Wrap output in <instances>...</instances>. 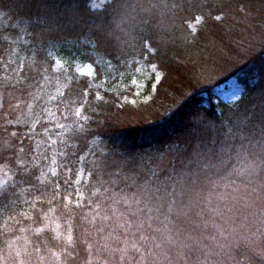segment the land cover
Returning a JSON list of instances; mask_svg holds the SVG:
<instances>
[{
    "label": "trees",
    "instance_id": "trees-1",
    "mask_svg": "<svg viewBox=\"0 0 264 264\" xmlns=\"http://www.w3.org/2000/svg\"><path fill=\"white\" fill-rule=\"evenodd\" d=\"M109 3L92 10L89 0H0V264L6 242L41 225L56 231L67 219L65 206L77 213L67 264H84L79 217L100 199L99 180L121 161L133 171L147 168L191 115L230 121L232 109L213 91L228 79L241 87L239 109L264 108V0H164L175 26L149 25L122 50L100 38L109 30ZM197 17L203 19L190 34L186 28ZM256 35L262 41L249 46ZM54 57L67 65L53 71ZM131 58L161 72L148 101L135 106L106 89L109 73L103 76L100 66L122 70ZM77 61L91 63L95 77L76 75ZM127 110L146 123L131 121ZM60 111L66 118L53 124Z\"/></svg>",
    "mask_w": 264,
    "mask_h": 264
},
{
    "label": "clouds",
    "instance_id": "clouds-1",
    "mask_svg": "<svg viewBox=\"0 0 264 264\" xmlns=\"http://www.w3.org/2000/svg\"><path fill=\"white\" fill-rule=\"evenodd\" d=\"M106 8L110 34L129 45L166 14L164 0ZM229 108L230 121L189 116L147 168L125 160L99 180L100 199L79 217L84 264H264V108ZM64 211L56 231L41 225L6 242L5 264H67L77 213Z\"/></svg>",
    "mask_w": 264,
    "mask_h": 264
},
{
    "label": "rangeland",
    "instance_id": "rangeland-1",
    "mask_svg": "<svg viewBox=\"0 0 264 264\" xmlns=\"http://www.w3.org/2000/svg\"><path fill=\"white\" fill-rule=\"evenodd\" d=\"M108 0H89V8L92 10H99L101 9ZM200 22V18H196L194 21L189 23L188 27L186 28L187 32L190 34H193L196 31V28ZM160 26H164L165 28H171L174 27V23L170 21L169 16L165 14L164 21L159 24ZM244 31L247 29L244 28ZM106 32L101 33V41L105 42L108 44V46L112 49H115V47L118 50H122L129 45L127 43H119L113 35L110 34V29L106 30ZM242 31L243 38L245 34ZM101 32V31H100ZM261 35V34H259ZM253 36L252 41H249V46L250 44H254L255 41L261 42L262 38L260 36ZM108 42V43H107ZM110 43V44H109ZM112 45V47H111ZM128 45V46H127ZM134 44H132L133 46ZM243 45L247 47V42H244ZM256 45V44H255ZM259 45V44H257ZM135 47V46H134ZM147 49H149L148 46H146ZM133 48V47H132ZM112 49V50H113ZM132 50V49H131ZM151 49H149V52ZM60 57V56H58ZM67 65L66 61H63L61 58H55L53 60L52 64V69L53 71H58L62 68H64ZM124 69L119 70V67H122L121 64H117L115 66L118 67V70L112 65H109L108 63H100L101 69L103 76L105 73L106 76L104 77L103 81L105 83V86L107 87L106 89L115 92L119 97L121 103H124L125 105H137L139 103H144L148 101L150 96L154 92V86L157 84V82L160 80L161 77V72L158 71V69L155 67V65H149L147 63V60L143 59H128L127 62L125 63ZM72 71L76 73L78 76H84L88 77L90 79L95 77V69L91 63L87 62H73L71 64ZM114 71H116L114 73ZM206 80L205 77H202L200 79V82L205 85L203 81ZM101 82V83H102ZM103 86V84H102ZM214 96L216 98V101H219L220 103L225 104L226 106L229 107V104H234L235 102L238 101V99L241 96V87L240 85L236 82L235 78H230L228 79L225 83L218 85L217 87L214 88ZM261 103L264 107V94L261 96ZM129 113V115L132 117V120L138 119L140 123H146V117L145 116H140L137 115L136 113L129 112L127 110L126 114ZM55 118L52 119L55 124L59 123L60 119L66 118V115H64L63 111L53 114ZM137 120V122H138ZM188 120V119H187ZM187 120H185L187 122ZM146 125V124H145ZM45 143L44 139H42L39 143V146ZM46 146L45 144L42 145V149L45 150ZM114 163V162H112ZM116 164V163H114ZM52 171V170H51ZM0 171V175H1ZM3 179L0 177V188L3 186Z\"/></svg>",
    "mask_w": 264,
    "mask_h": 264
}]
</instances>
